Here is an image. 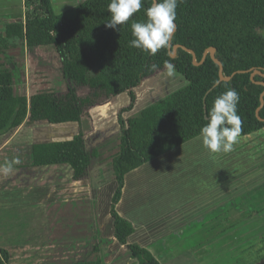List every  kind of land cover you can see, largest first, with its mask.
Segmentation results:
<instances>
[{"label": "trees", "instance_id": "trees-1", "mask_svg": "<svg viewBox=\"0 0 264 264\" xmlns=\"http://www.w3.org/2000/svg\"><path fill=\"white\" fill-rule=\"evenodd\" d=\"M109 2L84 0L56 15L50 0H23L24 19L3 24L0 54L5 55L18 41L27 49L53 46L67 88L61 94L17 96L12 73L0 69V137L25 121L81 126L92 108L127 93L130 105L120 111L118 146L110 158L116 183L109 208L113 236L137 264H160L146 248L128 243L134 228L116 210L125 176L199 137L213 100L226 89H235L239 95L237 109L243 122L239 137L264 128V104L259 108L264 91V0H182L176 9V30L169 47L155 56L129 46L133 38L130 23L119 33L105 27L104 22L110 19ZM151 2L143 0L141 11L133 19L144 20V10ZM209 48L214 50L213 58L220 62L221 69L209 54L204 56ZM165 62L175 66L184 86L123 119L121 114L131 110L136 99L133 90L165 71ZM254 71L258 74L252 76ZM221 75L232 77L221 81ZM83 90L87 92L82 94ZM85 137L79 129L68 140L32 145L33 164H66L72 169L74 181L88 180L91 162L99 154L96 148L86 147ZM98 237L94 227V240ZM97 246L92 250L93 259L96 264H104ZM8 263L7 250L0 249V264Z\"/></svg>", "mask_w": 264, "mask_h": 264}, {"label": "crops", "instance_id": "crops-1", "mask_svg": "<svg viewBox=\"0 0 264 264\" xmlns=\"http://www.w3.org/2000/svg\"><path fill=\"white\" fill-rule=\"evenodd\" d=\"M0 10L6 12L7 20L15 15L6 7ZM21 14L18 18H10L8 22H20L24 19L23 0ZM1 16L3 15L0 13ZM16 83L13 75L14 95ZM65 125L25 121L14 132L1 136H6V139L0 142V165L14 158H19L20 163L14 165L11 173L0 172V249L7 250L8 264H96L92 250L98 245L104 264H137L136 260L126 255L125 248L113 236V220L109 214L113 194H109V204L100 208L101 199L107 197L103 193L105 183L92 187L85 180L74 181L72 169L66 164L42 167L33 164L32 145L68 140L76 134L68 132V128L66 134L59 135L57 132L65 130ZM59 126L62 127L59 129ZM23 130H26L25 133ZM16 136H20L22 141L15 142ZM194 156L199 161L207 157V162L195 166L196 171L188 172L189 176L185 174L184 180L179 183L176 182V176L171 179L168 177L171 185L182 189L181 193L184 192V211H176V207L170 208L171 199H166L165 196L161 197L164 198L162 206L153 205L152 193L157 191L154 180L143 184L138 178L145 165L125 176L122 196L116 210L134 228L128 243L146 248L160 264H208L223 257L224 251L229 253L224 243H236V247H239V242L249 239L251 234L264 236V216L259 218L262 225L258 230L246 229L242 232L239 228L242 210L243 214L249 216L250 208H256V204L262 200L260 195H256L264 189V128L239 137L232 152L216 159L214 157L212 167H208V159L213 157L205 153ZM251 170L252 173L246 174ZM247 176L250 179L243 181ZM246 191L255 192L256 197H249L242 205L234 207L235 203L231 202ZM207 193L206 199L197 205L189 204ZM257 197L260 199H255ZM94 200L95 221L89 217L92 212L91 201ZM214 201L222 209L220 212L226 208L229 210L227 214L221 213L220 218L218 215L217 226L219 223L222 225L216 228L215 235L206 237V241L203 240L200 244L201 247L194 246L195 242H201L198 238H193L194 228L204 223L201 222L202 218L201 221L195 218L203 217L204 208L208 210L209 207H214L213 203L211 205ZM84 209H87L88 216L84 214ZM224 216L227 224L221 220ZM248 222L256 224L258 221L252 219ZM209 226L206 225L201 230ZM94 227L99 232L97 241L94 240ZM211 238L217 243L218 254L207 244ZM243 244L245 242L240 247ZM215 256L219 257L214 259Z\"/></svg>", "mask_w": 264, "mask_h": 264}, {"label": "rangeland", "instance_id": "rangeland-1", "mask_svg": "<svg viewBox=\"0 0 264 264\" xmlns=\"http://www.w3.org/2000/svg\"><path fill=\"white\" fill-rule=\"evenodd\" d=\"M50 1L54 13L56 15H59L69 9H72L77 4L82 3L84 0ZM3 7L8 8L13 13L12 15L15 14L13 18L10 17L11 19L18 18L22 15V0H0V8ZM0 13L1 15H3L0 17V30H3V24L7 23L10 18L7 20V17H5L7 16L5 15L6 12H3V10H0ZM4 53L5 52H3V54ZM3 54H0V69H7L12 73V75H14L15 80L17 81V83L15 84L16 95H25L29 97L30 95L38 92H53L56 94H61L66 91L67 84L62 77L60 60L53 46H40L32 49H27L21 41H18V44H16L14 48H10L9 51H6L5 55ZM184 84L185 81L182 76L177 74L175 77H168L166 75V70L144 80L138 88L133 90L136 99L133 103L132 109L125 113H122L121 116L126 120L129 117L137 115L144 108L181 88L182 86H184ZM81 92L82 94H85L87 91L83 90ZM129 105V95L127 93H123L113 98L109 103L92 108L89 111L88 116L83 118L81 126H79L78 124H66L64 126L65 130H59L57 132L59 135H61L66 134V129L68 128V132L73 133H77L79 129H81L86 133V147L89 149L96 148L98 150L99 156L97 157V159L92 160L89 171L90 177L85 181L90 183L92 187H96L104 183L106 184L103 188V193H105L107 197L105 199H101L100 208L105 207L107 204H109V194H113L114 192L115 181L112 176L110 158L116 152L118 146L120 127L118 117L120 111L127 108ZM61 127L62 126H59L57 128L60 129ZM23 131V133H25L26 130ZM11 134H9V136ZM20 136H16L15 142L22 141L20 139ZM4 139H6V136L1 137L0 142L2 143ZM187 143H185L187 144L185 146H180V149L177 148L179 150L175 149L171 151L170 153L177 150L172 154L167 153L159 158L154 159L153 161H151V163L145 165L143 167V170L140 172L138 177L139 181H141L143 184H148L152 181L151 179H153L154 184H156L157 191H154L152 193V203L155 207L162 206V199L164 198L161 197L165 196L166 199H169V197L171 199V204H169L170 208L176 207V211L177 209L184 211L186 205L184 192L181 193L180 191L182 189H179L177 186L175 187V185H171L168 180L176 176V182L179 183L184 180L185 174H188L189 176L190 174L188 172L196 171V169H194L195 166H201L202 164H205L207 162V157H205V160L202 161V159H200L199 161L194 158V155L205 153L213 157L208 159V167H212L214 157L216 159L222 155L210 154L203 147L199 138L195 142L190 143L189 141ZM256 153L258 154L257 151ZM168 154L170 155L166 156ZM154 170L156 172H153ZM252 172L253 170L247 172L246 174ZM244 179L245 180L243 181H247L250 178L249 176H247ZM214 193L217 194L216 192ZM259 195L262 200L258 205L256 204V208H250L251 213L249 214V216H247V214H243V210L241 212L242 216L240 218L239 228L242 229V232L246 229H250L252 231L257 228L256 230H258L262 225L259 218L264 216V189L260 193L258 192L256 196ZM207 196L208 193L203 197L196 198V201L189 204L197 205V203L206 199ZM252 196H255V192H241V197L235 198L231 203H235L234 207H236V205L240 206L243 204V202H246V199ZM260 198L257 197L255 199ZM252 200L253 199H251V201ZM94 202L95 200L91 201L92 212L89 217L93 218V220L95 221L96 209L94 208ZM212 203L214 207H209L208 210H206V207L204 208V213L202 215L203 217L197 216L198 219L197 217L195 218V220L200 221L202 218L203 221L201 222L204 223L198 224L199 227L197 228H200V230L194 228V233L192 234L193 238H196V240L197 238L201 240L200 243L195 242L194 246L202 244L203 240L206 241V237L215 235L216 228H220L222 225V223H219L220 225L217 226L218 223L216 220L218 219V215L220 218L221 213L227 214V211L229 210L226 208L225 210H223V212H220L222 209L218 208L217 205H215V203L217 202H211V205ZM202 204L204 205V202ZM242 208L243 207H240V209ZM84 211V214L88 216L87 209H84ZM247 211L248 208L246 212ZM248 218L250 220H248ZM252 219H257L258 222H256V224H252L251 222L250 224H248V221H251ZM221 220L226 221L227 218L224 216L223 218H221ZM227 223L228 222L226 221V224ZM206 225L210 226L207 229L201 230V228L205 227ZM242 242H245V244L240 247ZM242 242H239V247H236V243L233 245H226L224 243L229 253H226V251H224V255H222L223 257L220 256L221 258L218 259L219 261H211L208 264L264 263V249H261L264 246V236H255L251 234L249 235V239H245ZM207 244H209L210 249L215 252V254H218V251L216 249V241H213L211 238L209 239ZM216 257L218 258L219 256H215L213 258L215 259Z\"/></svg>", "mask_w": 264, "mask_h": 264}, {"label": "clouds", "instance_id": "clouds-1", "mask_svg": "<svg viewBox=\"0 0 264 264\" xmlns=\"http://www.w3.org/2000/svg\"><path fill=\"white\" fill-rule=\"evenodd\" d=\"M182 0H152L151 6L144 10V20L133 19L143 7V0H110L108 13L110 19L104 22L108 29L120 32L121 27L131 24L130 47L155 56L162 49L169 47L175 31L176 9ZM168 77L177 75L175 66L165 62ZM156 69V65H152ZM239 95L235 89H226L217 96L201 127L199 139L210 154H226L234 150L242 131V120L238 115ZM19 158L5 161L0 165V172L11 173Z\"/></svg>", "mask_w": 264, "mask_h": 264}, {"label": "water", "instance_id": "water-1", "mask_svg": "<svg viewBox=\"0 0 264 264\" xmlns=\"http://www.w3.org/2000/svg\"><path fill=\"white\" fill-rule=\"evenodd\" d=\"M175 30H176V25H175ZM174 32H175V31H174ZM3 35L5 36V34H3ZM175 49H176V47H175ZM189 53H191V54L194 56V54H193L191 51H189ZM213 53H214V50H213L212 48H209V49H207V50L204 52V56H206L207 54H209V55L212 57V59L214 60V62H215V63L219 66V68L221 69L222 66H221L220 62H218L215 58H213ZM171 56H172V57L174 56V52H172ZM194 64H196V62H194ZM245 72H248V71H243L242 73H245ZM236 73H239V72H236ZM236 73H233L232 76L235 75ZM255 74H258V72H257V71H254V72L252 73V76L255 75ZM232 76H230V77H223V76L221 75V76H220V80H221V81H229V80L231 79ZM263 97H264V91L262 92L261 97H260V107H259V108H261V107L263 106V104H264Z\"/></svg>", "mask_w": 264, "mask_h": 264}]
</instances>
